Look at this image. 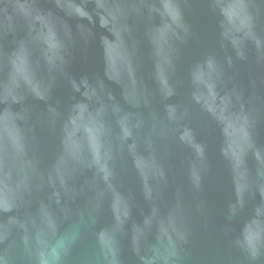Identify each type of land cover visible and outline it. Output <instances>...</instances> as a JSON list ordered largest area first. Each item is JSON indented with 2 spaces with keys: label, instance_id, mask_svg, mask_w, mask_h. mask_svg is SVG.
<instances>
[{
  "label": "water",
  "instance_id": "95a60500",
  "mask_svg": "<svg viewBox=\"0 0 264 264\" xmlns=\"http://www.w3.org/2000/svg\"><path fill=\"white\" fill-rule=\"evenodd\" d=\"M0 264H264V0H0Z\"/></svg>",
  "mask_w": 264,
  "mask_h": 264
}]
</instances>
